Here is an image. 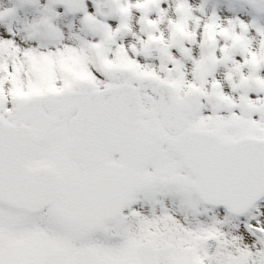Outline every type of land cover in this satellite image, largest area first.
Masks as SVG:
<instances>
[{
  "label": "snow or ice",
  "instance_id": "1",
  "mask_svg": "<svg viewBox=\"0 0 264 264\" xmlns=\"http://www.w3.org/2000/svg\"><path fill=\"white\" fill-rule=\"evenodd\" d=\"M195 3L0 8V264H264V0Z\"/></svg>",
  "mask_w": 264,
  "mask_h": 264
},
{
  "label": "rangeland",
  "instance_id": "2",
  "mask_svg": "<svg viewBox=\"0 0 264 264\" xmlns=\"http://www.w3.org/2000/svg\"><path fill=\"white\" fill-rule=\"evenodd\" d=\"M171 3V6L174 7V0H169ZM203 0H196V3L193 5V8L198 9L201 6V3ZM234 0H207V10L211 12L213 9L217 8L219 13L222 16L228 17L233 15H240L244 19H249V16L247 15V12H241V11H233L229 12V6L238 7V5H231L233 4ZM13 3V0H0V8H7L11 7ZM173 11V9H172Z\"/></svg>",
  "mask_w": 264,
  "mask_h": 264
},
{
  "label": "bare ground",
  "instance_id": "3",
  "mask_svg": "<svg viewBox=\"0 0 264 264\" xmlns=\"http://www.w3.org/2000/svg\"><path fill=\"white\" fill-rule=\"evenodd\" d=\"M171 3H172V2L169 1V13H170V14L172 13V9L174 8L173 5L171 6Z\"/></svg>",
  "mask_w": 264,
  "mask_h": 264
},
{
  "label": "water",
  "instance_id": "4",
  "mask_svg": "<svg viewBox=\"0 0 264 264\" xmlns=\"http://www.w3.org/2000/svg\"><path fill=\"white\" fill-rule=\"evenodd\" d=\"M104 11H107V8H104Z\"/></svg>",
  "mask_w": 264,
  "mask_h": 264
}]
</instances>
